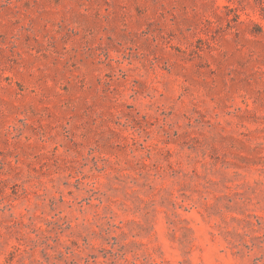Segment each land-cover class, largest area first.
Wrapping results in <instances>:
<instances>
[{
    "label": "rangeland",
    "instance_id": "rangeland-1",
    "mask_svg": "<svg viewBox=\"0 0 264 264\" xmlns=\"http://www.w3.org/2000/svg\"><path fill=\"white\" fill-rule=\"evenodd\" d=\"M0 264H264V0H0Z\"/></svg>",
    "mask_w": 264,
    "mask_h": 264
}]
</instances>
